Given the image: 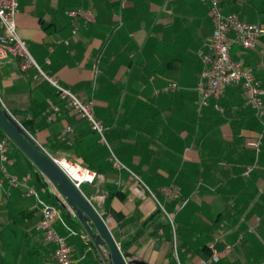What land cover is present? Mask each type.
<instances>
[{
  "label": "crops",
  "instance_id": "1",
  "mask_svg": "<svg viewBox=\"0 0 264 264\" xmlns=\"http://www.w3.org/2000/svg\"><path fill=\"white\" fill-rule=\"evenodd\" d=\"M18 2L17 31L32 56L78 98L93 103L126 168L113 165L87 121L66 106L49 82L36 77L35 68L23 70L21 58L0 64V94L49 153L95 172L91 182H84L90 192L81 190L106 219L120 250L124 245L134 258L149 264H177L162 205L175 224L181 264L207 258L210 243L219 251L225 243L231 245L230 252L212 264H264V135L258 154L250 145L261 131L260 120L235 85L226 87L217 101L196 109L195 84L202 69L197 51L212 32L207 3ZM219 2L224 12L264 25V0ZM76 8L91 11L95 20L80 19L72 34L66 11ZM230 54L252 67L264 89V35L254 48L235 45ZM171 82L177 88L164 90ZM66 126L71 127L70 143L61 139ZM8 157L10 173L22 177L34 171L32 182L41 197L49 203L57 199L68 211L22 151L10 144ZM251 165L252 171L244 175ZM130 171L153 196L147 190L142 197L135 194L138 183ZM70 172L77 176L74 168ZM70 218L73 224L65 219L71 227L83 230L76 216ZM38 219L35 198L5 182L0 188V264L51 263L53 247L37 230ZM55 228L67 236L60 224ZM67 241L73 264H102L100 255L108 257L105 245L87 250L79 236H67Z\"/></svg>",
  "mask_w": 264,
  "mask_h": 264
},
{
  "label": "built area",
  "instance_id": "2",
  "mask_svg": "<svg viewBox=\"0 0 264 264\" xmlns=\"http://www.w3.org/2000/svg\"><path fill=\"white\" fill-rule=\"evenodd\" d=\"M208 5V15L212 22V32L210 36L205 38L202 47L198 49L197 55L202 63V69L195 84V91L198 94L196 100V109L200 111L202 107L207 106L211 99L217 101L224 89L228 86L235 85L241 88L245 104L252 110L255 117L260 120L261 131L258 132L255 139L250 145L254 148L255 153L260 151L261 141L264 135V89L261 82L255 77L252 67L245 65L240 59H234L231 54V48L238 46L241 49H252L255 47L257 40L264 35V25L257 23H249L241 19L236 13L224 12L219 0H201ZM18 0H0V64L8 61L12 57L21 58V68L23 70L33 67L37 71L36 77L40 76L49 82L55 89L58 97L63 100L67 107L74 109L83 117L90 129L99 135V140L106 142L103 134V126L93 111V103L91 101H83L78 98L68 87L62 85L58 79L47 74L41 66L36 62L32 56L26 42L19 36L16 25V15L18 13ZM66 14L72 21V34L76 33L80 19L85 22H93L94 15L89 10L82 8L70 9ZM68 43V40H64ZM176 83H169L164 90L176 89ZM218 107V105H215ZM0 108L4 109L23 129L26 135L32 140L42 152L50 156L53 161L60 167V169L68 176L74 186L81 192L82 196L91 204L95 212L100 216L106 225V219L97 211L92 201L81 190V185L84 182H91L95 176V172L85 170L92 177L90 179L76 180L72 178L58 163L56 157H53L25 128V126L9 111L1 94H0ZM58 108L54 107V111ZM52 116H48L51 120ZM71 127L66 126L61 132V139L66 143H70L67 135ZM12 139L6 133L0 136V188L6 182L9 188L20 187L23 189L25 196H32L36 200V205L39 212V219L36 228L43 234V239L53 247V258L50 264H73L71 248L67 241V236H79L83 241L87 250H93L97 245L91 239L87 230L77 231L71 227L62 214V209L56 204H52L43 199L39 190L32 182L34 179V171L26 173L22 177H18L10 173L7 169L9 162L8 149L12 144ZM15 144V143H14ZM112 163L117 168H126L116 157L111 156ZM66 161L73 167L80 168V166L69 159ZM36 171L51 185L62 199V203L70 215L75 216V213L70 206L65 202L64 198L57 191L55 185L45 176V174L33 163ZM253 169V165L246 167L243 172L248 175ZM79 171V170H78ZM131 172V171H130ZM133 177L137 180L138 185L135 186L134 191L137 196L142 197L143 191L147 190L151 196L153 194L148 187L141 181V179L131 172ZM163 213L166 215L171 224L173 234V247L177 264H181L177 258L176 252V234L172 217H170L163 206L160 205ZM65 230L67 236L59 233L55 224ZM107 226V225H106ZM251 231L253 229H250ZM241 236L239 237V240ZM117 244V243H116ZM120 250V247L117 244ZM210 255L207 258H200L194 264H212L218 262L221 257L228 254L231 250V245L225 243L222 250H217L214 243L209 244ZM102 264H108L107 259L100 255Z\"/></svg>",
  "mask_w": 264,
  "mask_h": 264
},
{
  "label": "water",
  "instance_id": "3",
  "mask_svg": "<svg viewBox=\"0 0 264 264\" xmlns=\"http://www.w3.org/2000/svg\"><path fill=\"white\" fill-rule=\"evenodd\" d=\"M0 128L55 185L95 245L107 247L109 264H149L132 257L131 253L119 251L113 236L91 204L53 159L37 148L20 125L2 108H0Z\"/></svg>",
  "mask_w": 264,
  "mask_h": 264
},
{
  "label": "rangeland",
  "instance_id": "4",
  "mask_svg": "<svg viewBox=\"0 0 264 264\" xmlns=\"http://www.w3.org/2000/svg\"><path fill=\"white\" fill-rule=\"evenodd\" d=\"M102 126H103V124H102ZM103 134H104V137H105V140H106V142L105 143H103V142H101L102 143V145L104 146V150H105V152L107 153V155H109L110 157L113 155L114 157H116L120 162H121V159H120V157L117 155V153H116V150H115V148L113 147V145H112V142L110 141V138H109V136H108V134L106 133V130H105V128H104V126H103ZM94 134L97 136V137H99V135L96 133V132H94ZM102 150V149H101ZM53 157H56V156H54L53 154H51ZM56 158H59V157H56ZM81 189H83L85 192H87V193H89L90 192V187H89V185L87 184V183H84L82 186H81ZM174 224V223H173ZM174 227H175V224H174ZM107 253V252H106Z\"/></svg>",
  "mask_w": 264,
  "mask_h": 264
},
{
  "label": "bare ground",
  "instance_id": "5",
  "mask_svg": "<svg viewBox=\"0 0 264 264\" xmlns=\"http://www.w3.org/2000/svg\"><path fill=\"white\" fill-rule=\"evenodd\" d=\"M57 163L68 173L72 176V178L76 179V180H82V179H90L92 176L89 175L85 170H83L82 168H76L73 167L72 165H70L65 159H57ZM74 170L77 172V176H74L70 170ZM79 170V171H78Z\"/></svg>",
  "mask_w": 264,
  "mask_h": 264
},
{
  "label": "trees",
  "instance_id": "6",
  "mask_svg": "<svg viewBox=\"0 0 264 264\" xmlns=\"http://www.w3.org/2000/svg\"><path fill=\"white\" fill-rule=\"evenodd\" d=\"M25 124V125H24ZM23 125L26 127L27 125H26V123H23ZM29 128L30 127H27V129L29 130ZM2 130V129H1ZM2 132H3V134H5V132L2 130ZM30 132V131H29ZM2 134V135H3ZM12 145H14V146H16V144H14V142H12ZM36 146V145H35ZM17 147V146H16ZM37 147V146H36ZM19 150H20V148L19 147H17ZM38 148V147H37ZM21 151V150H20ZM24 154V153H23ZM25 155V154H24ZM26 156V155H25ZM27 157V156H26ZM29 161H30V159H29ZM52 201V204H56V205H58V206H60L61 207V209H62V205L60 204V202L57 200V199H55V198H52L51 199ZM65 209V208H64ZM159 210H161L160 208H159ZM62 214H63V216L67 219V221L70 223V224H73L72 223V219L70 218V214L69 213H67L66 212V210L64 211L63 209H62ZM69 219V220H68ZM74 225H77V224H74ZM168 225H170L171 226V224H170V222H168ZM121 252H128L127 250H126V247L124 246V245H122L121 246ZM129 253V252H128ZM132 255V254H131ZM104 256V255H103ZM105 257V256H104ZM107 257V256H106ZM133 257V256H132ZM107 259V258H106Z\"/></svg>",
  "mask_w": 264,
  "mask_h": 264
}]
</instances>
